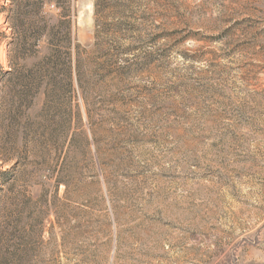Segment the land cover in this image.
<instances>
[{
	"label": "rangeland",
	"instance_id": "1",
	"mask_svg": "<svg viewBox=\"0 0 264 264\" xmlns=\"http://www.w3.org/2000/svg\"><path fill=\"white\" fill-rule=\"evenodd\" d=\"M21 4L0 0L4 125ZM42 12L67 14L86 49L73 120L84 151L57 198L48 168L22 186V161L0 162L19 171L0 184V247L23 187L36 197L48 182L26 264H264V0H43Z\"/></svg>",
	"mask_w": 264,
	"mask_h": 264
},
{
	"label": "trees",
	"instance_id": "2",
	"mask_svg": "<svg viewBox=\"0 0 264 264\" xmlns=\"http://www.w3.org/2000/svg\"><path fill=\"white\" fill-rule=\"evenodd\" d=\"M42 4L43 0H22L16 9V14L22 15V66L17 68L10 64L9 70L1 75V80H13V97L4 111L6 123H0V162L17 166L22 161V186L38 177L34 174L36 171L42 173L48 168L53 190L51 192L45 182L44 188L33 197L23 187L22 198H16L17 215L6 222L11 231L2 233L5 243L0 247L1 264L28 263L33 239L43 235L42 209L49 210L53 205L49 194L57 198L60 185L65 187V194L70 171L78 163L76 153L84 151L73 120L80 118L74 102L77 93L74 85L77 89L82 87L85 64L81 55L86 49L74 43L67 14L61 12L59 19H53L43 14ZM15 20H11L12 29ZM42 38L46 42L45 51L27 64V58L39 54ZM72 50H76L75 58H72ZM38 95L43 98L42 104L32 112L30 107ZM18 172H0V184L9 186ZM20 230L22 233L16 232ZM14 237H17L15 244Z\"/></svg>",
	"mask_w": 264,
	"mask_h": 264
}]
</instances>
